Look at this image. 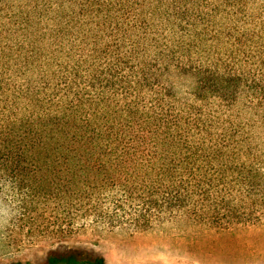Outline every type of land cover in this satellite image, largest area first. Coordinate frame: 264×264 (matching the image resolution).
I'll return each mask as SVG.
<instances>
[{
    "label": "trees",
    "instance_id": "1",
    "mask_svg": "<svg viewBox=\"0 0 264 264\" xmlns=\"http://www.w3.org/2000/svg\"><path fill=\"white\" fill-rule=\"evenodd\" d=\"M0 184L107 227L264 220V0H0Z\"/></svg>",
    "mask_w": 264,
    "mask_h": 264
},
{
    "label": "rangeland",
    "instance_id": "2",
    "mask_svg": "<svg viewBox=\"0 0 264 264\" xmlns=\"http://www.w3.org/2000/svg\"><path fill=\"white\" fill-rule=\"evenodd\" d=\"M101 257L104 264H264V220L218 227L184 216L141 230L107 227L75 212H26L0 184V264H46L50 252Z\"/></svg>",
    "mask_w": 264,
    "mask_h": 264
}]
</instances>
